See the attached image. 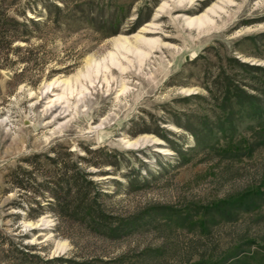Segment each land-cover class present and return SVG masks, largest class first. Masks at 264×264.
<instances>
[{"label": "rangeland", "instance_id": "rangeland-1", "mask_svg": "<svg viewBox=\"0 0 264 264\" xmlns=\"http://www.w3.org/2000/svg\"><path fill=\"white\" fill-rule=\"evenodd\" d=\"M74 2H6L9 17L41 25L31 62L0 65V264H264V205L231 222L207 213L264 187V73L236 62L264 69V0ZM228 77L256 109L220 110ZM67 151L96 165L100 205L142 217L140 228L119 238L57 228L42 198L46 213L28 215L10 175L41 155L39 171L54 176L45 157Z\"/></svg>", "mask_w": 264, "mask_h": 264}, {"label": "trees", "instance_id": "trees-1", "mask_svg": "<svg viewBox=\"0 0 264 264\" xmlns=\"http://www.w3.org/2000/svg\"><path fill=\"white\" fill-rule=\"evenodd\" d=\"M6 2L7 0H0V65H10L16 62L29 63L31 62L30 55L33 48L27 44L34 38L33 34L35 30H39L41 24L39 21L27 18L24 13L18 14L21 20H18L16 17H9L8 5ZM80 2L81 0H75V11L83 7V4ZM62 3L60 5H53L58 15L67 11V7H65L64 3L62 5ZM44 9L47 11L48 6L44 5ZM70 22H74V20L68 21V23ZM18 42L25 43L26 47H20L18 45L12 47V45ZM22 51H24V53L18 55ZM14 55L16 56L15 60L13 57ZM236 62L244 69L258 70L264 73V69L248 66L238 61ZM221 88L220 97H216V102L214 103L220 100V110L222 112H231L234 110L235 106H238L241 110L247 105L256 109L254 106L259 102V99L248 94L247 91L233 79L228 77ZM262 95H264V93ZM189 99L199 100L204 98H201L199 95H191ZM258 128L260 131L263 130L264 132V124H259ZM193 137L195 142L193 149H197L203 143V140L195 134ZM245 147L247 148V146ZM253 148L254 147L249 146L248 150H253ZM231 150L242 149L241 147H235ZM233 153H235V151H233ZM64 156L65 158L60 161L59 157L55 154L53 158L45 157L47 161H51L57 167L55 174H53L54 176H49L47 171H39L42 170L40 161L38 162V160L42 159L41 155H33L31 158L26 159L24 162L27 164V167L19 166L10 175L11 187L18 190L20 193L19 196L23 198L24 201L26 200L28 215L32 219L38 218L40 215L46 213V211L40 207L41 202L38 200L42 198L45 200L44 202H46L47 206H49L48 208L51 214L56 217L57 228H60L63 221L79 223L89 230L109 238H119L124 234H129L133 230L140 228L142 217L138 216L134 221L121 219L110 215L108 210L100 205L98 198L107 197V193H103V191L99 190L97 183L91 179V173L87 171L88 168L96 166L94 163H90L80 156L74 157L73 153L69 151L65 152ZM37 174H39L40 179H38ZM32 202H35V209L32 206ZM261 205H264V187L256 189L255 191L247 190L242 193L229 195L225 199L214 204V206H212L213 209H211V207L208 208L207 213L221 215L222 220L231 222L236 215L243 212H250ZM156 211V209L152 210L149 216L153 217V219L156 218L157 214H159L158 211ZM215 221L216 219L214 218L212 222ZM202 229L207 230V226L203 224ZM207 234H209V232ZM30 256L32 257L34 255L30 254ZM149 257L154 258L152 256ZM238 259H240V257H236L233 261ZM231 263L233 262L230 261L227 264Z\"/></svg>", "mask_w": 264, "mask_h": 264}]
</instances>
